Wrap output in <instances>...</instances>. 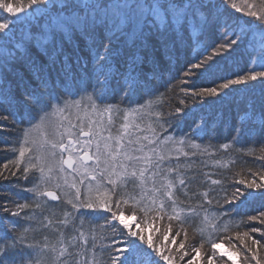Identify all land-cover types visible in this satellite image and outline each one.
Returning <instances> with one entry per match:
<instances>
[{
	"label": "snow or ice",
	"instance_id": "obj_1",
	"mask_svg": "<svg viewBox=\"0 0 264 264\" xmlns=\"http://www.w3.org/2000/svg\"><path fill=\"white\" fill-rule=\"evenodd\" d=\"M0 11V132L19 131L0 166L11 184L0 264H264V171L191 170L213 148L264 138V0H0ZM241 48L250 66L219 75ZM181 55V95L165 111L153 100L174 87ZM218 102L241 110L219 146L206 111ZM146 106L145 128L130 118ZM53 115L54 136L30 139ZM173 140L174 156L158 147Z\"/></svg>",
	"mask_w": 264,
	"mask_h": 264
},
{
	"label": "trees",
	"instance_id": "obj_2",
	"mask_svg": "<svg viewBox=\"0 0 264 264\" xmlns=\"http://www.w3.org/2000/svg\"><path fill=\"white\" fill-rule=\"evenodd\" d=\"M11 2V0H10ZM238 4H242V0H237ZM6 13L0 11V17L6 16ZM234 16H238L240 18V24L243 25L244 21L250 19L248 17L243 16L242 13H235L233 11ZM185 57L183 55L180 56L179 62L173 65L172 72L165 77V81H170L174 87L163 97H157L153 100L154 106H161L163 110L167 111L176 106L177 97L181 95L179 92V88L181 85L178 83V78L182 77V69L184 66ZM248 55L245 49L241 48L237 53H235L230 59L224 61L219 66L221 71L219 75L223 76H231L233 73H240L245 70L246 66H250L247 64ZM212 77L205 78L201 83L204 85H208L211 83ZM165 81H161L158 83L157 87L161 92H164L167 84ZM183 87L190 88V85H183ZM146 104V101H143ZM206 111H214L216 113V122L213 125L214 131L212 133L214 139L212 143L214 145H222L224 143H232L233 136V125L239 122L241 110L236 105H230L228 103L220 104L219 102L215 105H212L210 109ZM143 115L137 117L134 113L130 119L135 122H139L142 127H147V124L151 122L153 119L155 112L154 108H150L146 106L143 109ZM151 113V114H149ZM65 115H69L68 112L64 113ZM71 119L75 120V110L72 111L70 116ZM60 122V117L57 115H53L48 120L45 121L42 127L38 129H34L31 132L30 139L36 140L39 142L44 138V136H48L52 138L54 136L56 125ZM119 122H117L118 124ZM22 127H27V125H23ZM187 130V126L183 131ZM116 134V130H113V135ZM148 134V133H145ZM178 133H173V135H177ZM19 135L18 130H10L7 132H0V166L3 163L7 162L9 159L13 158L15 153L11 150L14 141ZM195 143H206V138L202 141L197 139L194 141ZM242 145L244 146V151H234L231 148L225 151L222 147L217 150V148H213L212 151L215 152L214 156H201L199 159L193 158L195 163L192 164L191 170L195 171L197 177L199 178L201 172H209V173H219L224 171L219 167L221 164L228 165L233 174L240 173L244 177L251 178V172H259L264 171V161L259 160L257 157L262 153L259 151L260 147H264V138H261L259 134H256L255 141L249 143L247 139L242 141ZM160 148H164L166 154L171 153L173 156L175 155V149L179 148L180 145L176 143L175 140L168 146L163 144L158 145ZM250 149H255V151H249ZM185 150L192 151L191 148H186ZM183 159V158H182ZM187 163V162H185ZM258 178V177H257ZM27 183V182H21ZM11 189V184L7 181L0 184V190ZM71 192V189H68ZM24 195L28 196L29 193H24ZM55 203V202H53ZM70 207V206H69ZM259 201H251L250 206L246 209V211H252V209L259 208ZM258 235V234H257ZM38 239H43L42 235L37 233ZM198 239V237L196 238ZM195 239L190 236L189 243H194ZM234 243L238 242L233 240ZM225 251H230V248L227 243L224 244ZM203 264V261H201Z\"/></svg>",
	"mask_w": 264,
	"mask_h": 264
},
{
	"label": "rangeland",
	"instance_id": "obj_3",
	"mask_svg": "<svg viewBox=\"0 0 264 264\" xmlns=\"http://www.w3.org/2000/svg\"><path fill=\"white\" fill-rule=\"evenodd\" d=\"M223 251H225V248H223ZM226 252V251H225Z\"/></svg>",
	"mask_w": 264,
	"mask_h": 264
}]
</instances>
